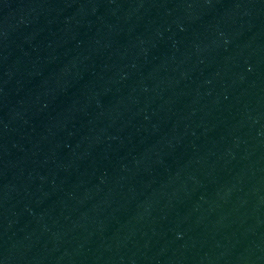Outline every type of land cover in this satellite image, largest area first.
<instances>
[{"label": "water", "instance_id": "95a60500", "mask_svg": "<svg viewBox=\"0 0 264 264\" xmlns=\"http://www.w3.org/2000/svg\"><path fill=\"white\" fill-rule=\"evenodd\" d=\"M0 264H264V0H0Z\"/></svg>", "mask_w": 264, "mask_h": 264}]
</instances>
